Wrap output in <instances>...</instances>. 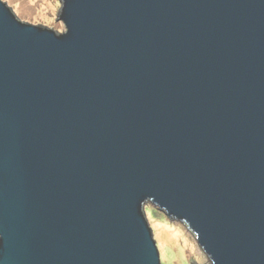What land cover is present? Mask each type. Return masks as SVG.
<instances>
[{"label": "water", "instance_id": "1", "mask_svg": "<svg viewBox=\"0 0 264 264\" xmlns=\"http://www.w3.org/2000/svg\"><path fill=\"white\" fill-rule=\"evenodd\" d=\"M60 2L0 0V264H162L149 202L264 264V0Z\"/></svg>", "mask_w": 264, "mask_h": 264}, {"label": "rangeland", "instance_id": "2", "mask_svg": "<svg viewBox=\"0 0 264 264\" xmlns=\"http://www.w3.org/2000/svg\"><path fill=\"white\" fill-rule=\"evenodd\" d=\"M13 8L15 14L24 22L64 30V23L58 20L60 0H3ZM145 212L154 238L159 245L162 264H212L209 256L197 243L194 232L186 224L167 218L152 203H147Z\"/></svg>", "mask_w": 264, "mask_h": 264}, {"label": "bare ground", "instance_id": "3", "mask_svg": "<svg viewBox=\"0 0 264 264\" xmlns=\"http://www.w3.org/2000/svg\"><path fill=\"white\" fill-rule=\"evenodd\" d=\"M146 205H148V204H145L144 205V212H145V206ZM154 205V207L156 208V209H158L159 211H162V212H164L165 213V215L167 216V215H169V213H167L166 211H164L163 209H161V208H159L160 206H158L157 204L155 205V204H153ZM167 218H169L168 216H167ZM169 219H171V218H169ZM172 220V219H171ZM173 220H175V219H173ZM176 221V220H175ZM149 222V221H148ZM185 224V223H184ZM151 225V224H150ZM152 233H153V229H152Z\"/></svg>", "mask_w": 264, "mask_h": 264}, {"label": "trees", "instance_id": "4", "mask_svg": "<svg viewBox=\"0 0 264 264\" xmlns=\"http://www.w3.org/2000/svg\"><path fill=\"white\" fill-rule=\"evenodd\" d=\"M191 264H197V263L193 262V263H191Z\"/></svg>", "mask_w": 264, "mask_h": 264}]
</instances>
